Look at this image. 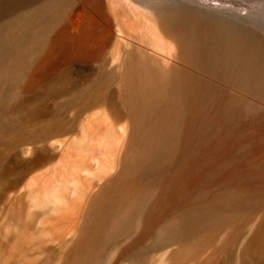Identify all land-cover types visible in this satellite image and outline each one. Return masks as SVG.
Masks as SVG:
<instances>
[{
    "label": "rangeland",
    "instance_id": "obj_1",
    "mask_svg": "<svg viewBox=\"0 0 264 264\" xmlns=\"http://www.w3.org/2000/svg\"><path fill=\"white\" fill-rule=\"evenodd\" d=\"M115 1L111 2L116 23L149 45L148 50L138 46L133 51L138 56L132 59L145 65L149 77L160 83L147 90V96L151 99L157 87L159 96L165 93L153 113L156 117L167 113L177 94L182 134L172 149L159 144L141 162L127 156L119 174L112 168L115 148L109 140L103 145L106 153L97 154V162L87 154L62 155L58 150H42V159L35 165L17 158L0 161V264H58L65 255V264H264V239L260 245L264 159L258 156L259 146L264 145V123L256 127L254 138L238 126L245 102L254 99L258 106L264 105V0ZM77 2L21 0L19 9L41 6L52 12L54 18L45 27L51 29L67 18ZM161 29L170 38H164ZM106 49L87 64L77 63L69 71L72 82L84 86L98 74L105 87H116L122 78L101 66L114 46ZM175 52L187 53V64H172L169 56ZM63 89L57 95L56 117L36 128H18L16 146L23 142L40 147L48 134L67 137L77 131L79 122L106 108L122 113L120 125L129 116L120 97L111 92L81 99L74 97L80 91ZM64 154L68 159L62 161V156L67 158ZM99 172L110 186L97 182L104 195L92 200L87 187L93 173ZM44 192V197L51 196L49 204L29 205V194ZM85 203L100 208L94 219L90 216L94 223L87 218L89 251L84 248L79 254L74 244L60 247L61 212L65 218L71 213L76 216ZM126 212L132 215L129 221Z\"/></svg>",
    "mask_w": 264,
    "mask_h": 264
},
{
    "label": "bare ground",
    "instance_id": "obj_2",
    "mask_svg": "<svg viewBox=\"0 0 264 264\" xmlns=\"http://www.w3.org/2000/svg\"><path fill=\"white\" fill-rule=\"evenodd\" d=\"M20 1L21 0H0V122L4 124L3 126L0 124V161L3 160L8 162L17 158L18 160H24L25 163L35 165L40 161V153L42 150H58L62 155L63 152H66V154L69 152L71 153L70 155L74 156L79 155V157L82 154H84V156L87 154L92 159L95 158L94 161L97 162L96 160L98 158L96 156L100 155V152H105L106 147L103 145H106V140H109L113 143L115 148V164H113L112 168L115 167L119 174V172L123 173L125 159L129 155H131L134 161L138 160L139 162L140 160L141 162L143 159L145 160L146 157L148 158L159 144H163L166 147L168 146V149L173 148L177 143L178 137L182 134L183 129L181 127L184 123L177 110L179 106V101L177 99L178 96L176 94L172 97L173 99H171L169 104L170 109L168 108L169 110L167 113L159 117L155 116V113H153V107L158 105L157 102H160V96L165 94L160 92L162 87H164L163 90L165 89V85L159 87V92L161 94L163 93L162 95L159 96L157 87L155 88L157 94L155 93L152 97L150 96L151 99L147 96L146 91L151 90L153 86H156L159 82L156 83L153 78L149 77L145 65L142 63L138 64V62L135 64L132 56L134 53L133 51L138 50L136 49L138 46H140L141 49L148 50L149 45L139 40L137 36L124 30L116 23L117 16L115 13L117 11L114 12L113 10L112 0H78L67 18L62 23L56 24L57 26H53L51 29H46L45 27L48 20H50L49 18H54L52 17V12L45 11L41 6H31L32 8L29 6L27 7L28 9L25 8L24 12H22L23 10L19 9ZM117 2L119 1L117 0ZM161 35L164 38L168 36H166L162 29ZM110 45L114 46V51L111 52L112 54L110 56H107L104 59L103 65L101 66L102 68L104 67L106 72L116 74L118 77L120 76L122 78V81L116 84V87H105V83L97 77L98 74L92 81H88L89 83L84 86H79L80 81H78L79 85L75 84L77 81L72 82L74 81L71 80L72 74H70L71 78L68 77L69 71L76 66L77 63L80 62L87 64L88 62L93 61L103 54L105 49H108V46ZM157 53H159V51ZM186 54H182V56L175 52L169 56V60L172 64H183L187 61L185 59ZM134 55L135 57L138 56L137 54ZM143 55L142 57L144 58ZM135 57L133 56L134 59H136ZM138 60L139 59H137V61ZM86 64L83 67L86 66V68H90V65ZM189 64L190 63H188V65ZM90 73L95 72L93 71ZM174 76L175 75H173V77ZM164 77L165 75L163 76V80ZM57 79L63 81V83L61 82L60 84L59 81V84H57ZM69 79L71 81H69ZM63 87L71 89V92L73 90V93L76 90L80 91V94L74 97H80L81 99L92 98V96L95 95L99 96L102 92H111L118 98L120 97L121 100L119 99L118 101L128 111L129 116H127V119H124L126 122L123 125H120L122 122V120L120 122V114L122 113L117 114L115 110H113V112L110 108H106L103 109V111L100 110L101 112L99 113L93 114L87 119L85 118L81 123L79 122L80 125L77 131L74 134H67V137H64V135L60 136L62 135L60 134L53 138V134L52 136H49L51 134L45 132L48 136H43L44 140L42 141V144L40 143V147L33 145L32 143V145L29 143L30 146L28 143V146H25L21 141H19V144L21 142L22 145L20 144L19 146H16L14 144V137H16L14 134H16L18 128L23 127L20 129H24V126L31 127L32 125L33 128L35 127L34 125L38 123L40 124L43 120L45 122V119L56 117L57 113L60 112L56 100H58L57 95L58 93L60 94L59 91L62 90ZM169 96H171V94ZM253 100L245 102L242 112L240 113L238 126L254 138L257 132L256 127L259 124L264 123V105L258 106L257 102ZM251 108H256L257 112L251 111ZM157 110L155 111L156 113ZM60 116L61 115L59 114V118ZM236 119H238V116ZM51 139L54 140L50 141ZM258 150V156L260 154V158L264 159V145H260ZM66 154L64 155L66 156ZM61 158L62 161L68 159V157L65 158L64 156ZM78 162L82 163L80 161ZM261 162L264 164V161ZM86 164L88 163L83 165ZM101 173H93V177H91L93 179L88 183L89 187H87V189L89 190L90 199L91 196H93L92 200L98 196L102 198L104 195V191H102L103 188L109 185V182H105L106 175L105 177H102ZM102 181L105 182L103 188L97 185V182L100 183ZM97 186L98 188L94 190ZM48 188H51L50 185ZM44 193L41 195L29 194L27 196L29 205L32 207H42L47 203L49 204V202H51V196L48 199L43 196H46V193ZM101 193L103 195H101ZM89 203L92 204L91 200ZM89 203L79 206L76 210V216H72L71 213L70 215L72 217H68L67 215V218H65L66 213H64V211V214L61 212V214L64 215L62 216L60 214V216L63 217V219L62 217L60 219L63 220L62 223L64 224V230L61 237L58 239L61 248L74 244L76 245L75 252H78L79 254L81 252L80 250L88 248H86V240L90 239V234L87 218L89 216L91 219V217L94 216V219L98 208H92ZM58 205H60V203H58ZM30 206L29 208H31ZM56 210H59V207L56 208ZM73 215L75 214L73 213ZM131 216L130 213L126 212V221H129ZM123 226L124 223L121 224L120 229H122ZM69 237L73 238L68 241ZM263 239L264 233L260 237V245ZM82 242L84 244H82ZM86 251L88 252L89 248ZM62 256H64V254ZM65 263L66 255L65 257L60 258L58 264Z\"/></svg>",
    "mask_w": 264,
    "mask_h": 264
}]
</instances>
